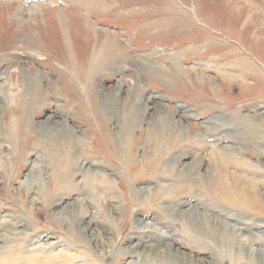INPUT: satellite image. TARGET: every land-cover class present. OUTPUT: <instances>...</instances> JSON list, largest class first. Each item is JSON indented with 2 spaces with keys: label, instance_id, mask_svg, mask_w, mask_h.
Masks as SVG:
<instances>
[{
  "label": "rangeland",
  "instance_id": "rangeland-1",
  "mask_svg": "<svg viewBox=\"0 0 264 264\" xmlns=\"http://www.w3.org/2000/svg\"><path fill=\"white\" fill-rule=\"evenodd\" d=\"M112 39L125 63H94L93 52ZM246 59L261 75L240 66ZM262 70L264 0H0V131H9L0 134V222L21 220L1 231L0 252L26 258L23 250L56 248L72 264H264V148L252 141L236 156L250 169L229 168L230 190L252 195L253 206L242 207L222 193L204 194L213 148L204 155L196 148L199 139L247 148L243 136L228 138L236 126L214 125L237 113L259 124L264 137ZM24 71L44 85V107L27 126L24 118L17 122ZM159 117L177 145L157 144L152 124ZM48 119L54 151L40 142ZM183 150L182 160L197 170L195 179L178 182L182 164L173 162ZM58 201L69 203L62 215ZM170 206L199 208L198 226L173 216ZM77 210L81 220L72 219ZM86 210L97 226L84 229ZM236 216L262 232H238Z\"/></svg>",
  "mask_w": 264,
  "mask_h": 264
},
{
  "label": "bare ground",
  "instance_id": "bare-ground-1",
  "mask_svg": "<svg viewBox=\"0 0 264 264\" xmlns=\"http://www.w3.org/2000/svg\"><path fill=\"white\" fill-rule=\"evenodd\" d=\"M115 42L113 41V39L110 40V41H107L106 43L103 44L104 46L103 45L101 46L99 53H98V51L97 52H93L94 53L93 62L94 63H97V62L100 63L101 60H103L104 63H107V61L108 62L110 61V62H112V64H116L117 66H119L121 64H124L125 63V57L120 55L119 49L117 48V44ZM35 46H37V44ZM163 62H165V61H163ZM245 62H246V65L243 64V65H240V66L245 68V69H247L248 71H250L252 73H258V74L261 75V71L252 63V61H250L249 59H246ZM222 64H220V65H222ZM222 73H224V72L222 71ZM243 73H245V72H243ZM223 76L225 78L228 77L226 74H224ZM22 77H23L22 82L24 83L23 84L24 88L21 91V95H20V99H18V103L20 104L19 107H23L24 111H23L22 115L20 114L19 120H17V122H18V125H21L20 122H22L23 121L22 119L24 118L26 120L25 124L27 126L28 122L30 121L31 116L32 115L34 116L37 113V112L35 113L36 108L42 109L44 107V105L41 103V101H43L42 100V95H41L42 94L41 88L44 85L41 82V77L39 75H37V73L36 74H31V73H28V72L24 71V74H23ZM233 77H234L233 75L229 76L230 79L233 78ZM3 93H4V95L3 94L2 95H3L4 99L9 100L10 102L13 101V94L11 92L6 91V92H3ZM109 100H110L109 97H106V98L103 99V109H105L107 111L110 110V108H113V106L109 103ZM21 102H25L24 105H21ZM57 108H58V112L61 113V114H64V113L67 114V112H68L67 111V107H64L63 105H57ZM54 113H57V112H54ZM111 115H115V114L111 113ZM166 118L169 119L168 121H170V120L174 121V118L169 113H167ZM229 118H231V117H229ZM245 118H247V120H245ZM155 119H156V117H155ZM211 119H212V117L210 118V120ZM224 119H226V118H224ZM162 121L163 120L159 117L152 124V126L155 128L154 130H156V137L159 138V143L157 141V144L159 146H161V145L165 146V145H167V143H169V144L172 143V144H176L177 145V143H179L178 135L174 136L175 141L173 142L172 141L173 139L170 138V133H172L171 130L168 127H163L164 125H161ZM251 121L252 120L248 119V117H245L242 113H237L236 116H234V118L232 120H230V121L229 120L228 121L224 120V121H220V122H217V123L214 122L215 123L214 125H216L217 127L221 128V129H223L224 127L231 126V125L236 126L238 131L232 132L231 130L230 131L227 130L228 132H226V133L228 134V136H229L228 138L229 139H235V140L237 139L238 140V138H237L238 135L243 136L242 138H243V141L246 142V146L245 147H247V148H244V149L242 148V150L234 149V145L231 144V143L230 144L228 143L226 145H221V143L219 141H217V140L213 141V143H209V141L207 142V140L205 141V140L199 139L196 142V144H197L196 148H197V151H198V155H204L203 153H201V152H203V148L207 149V150H209L210 148H213V151H211L209 153V156H211L212 160L214 161V169H213L214 170V174L212 175L213 180L209 184L203 185L204 190L206 191V193L204 192V194L210 193V191L222 193V194L226 195V197L228 198V200H229L228 203H230V204H232L234 206H237V207L253 206L251 204V202H253V199L251 197L252 195H249V196L247 195L246 196L244 194L245 190H243L242 188L239 189V190H237V189L230 190L231 189V187H230V182L231 181L227 177L229 175L233 174V173H231L229 168H230V166H233V168L238 169L240 167L247 166V167H244V168L245 169H250V166H251L250 161L245 160L244 162H241V161L236 159V156L237 155H241L245 150L250 149L251 148L250 145H251L252 141L255 142L254 144H258L259 145V150L264 148V137H263L262 131L260 130L261 128L259 129L260 125L259 124L255 125ZM241 122H246V123H244L246 125H243L245 127L244 130L238 128L240 126L239 124ZM250 122H251V124H249ZM51 123H52V121L49 120V119L47 121H44V123H41L40 127H39V133L41 134V138H40L41 144L43 142L45 143V144H42V146L43 147H47L48 146L52 151H54V147L52 145H50V143L48 141L50 139V134L53 131V127H54ZM255 123H257V122H255ZM262 130H263V128H262ZM168 131L170 132L169 134H168ZM0 134H2L3 137H9V131H8L7 127H4V128L2 127L1 131H0ZM240 136H239V138H240ZM181 137H182V134H180V138ZM183 137H184V134H183ZM239 142L240 141H238L236 143H239ZM216 150H219V152H216ZM204 151H206V150H204ZM215 152L218 154V156L216 155ZM185 154H186V152L183 150L181 152V156L178 157L173 162V164H178V163L182 164L181 170L179 171L177 177H175L176 181H178V182L190 181L192 179H195V176H196V170H197L196 169V165L190 166L189 164L185 163L182 160L183 157H184L183 155H185ZM59 156L61 158V160H60L61 164L64 165L66 160H67V158L69 157V153L68 152H64V153H61ZM1 162H3V161L0 160V163ZM63 170L64 171H62L61 173L65 174L66 170L65 169H63ZM29 177H30V175H28V178ZM32 177H33L34 182L36 181L37 184L40 183V178L38 176L34 175ZM31 182L32 181L30 179H28V184L29 185H31ZM232 182L236 183V181L234 179H232ZM163 185L164 184H162V186ZM246 192L249 193V194H252V192H254V190L246 191ZM228 193H231V195H227ZM65 203L67 205L62 204L61 201H58L57 204H56V206L58 207L57 208L58 209L57 212H59V214H61V215L68 208V204L69 203L68 202H65ZM177 203H178V206L182 205V203H180V202H177ZM204 206L209 211H211V207H210L209 203L204 204ZM169 211L171 212V214L173 216H178L179 218L187 215L188 218L191 221L190 222L191 225H193L195 227L198 226V225H195L193 223L195 221H197V217L198 218L200 217L201 212L199 211V208L194 206L193 211L191 210V211H188V212L187 211H182L181 208H180L179 212H177L176 207L170 206L169 207ZM83 212H84V217L85 218H82V219L86 220L85 222H83V223L86 224V227L84 229L90 228V224L94 225V226H97L93 221H89L90 219L87 220L88 218L86 216L88 215L87 214L88 211L86 210V211H83ZM185 212H187V213L185 214ZM74 214L77 215V216H75ZM74 214H72V219H75V218L78 217L81 220V211L77 210V211L74 212ZM236 217L239 219V222H238L239 226H236V229H237L238 232L239 231L245 232V233L250 232L253 236H256V234H258L259 232H262V231L257 230V229H259V225H257V224L255 225V224L250 223L249 221H247V218L241 217V216H236ZM9 221L10 220H7V221H5L3 223L0 222V223H2L1 224L2 228L0 229V233H1L2 230L3 231L7 230V228L8 229L10 228L8 231H11V229L14 230L18 226L19 222L21 223V220L15 219V218L13 220L15 222H9ZM11 221H12V219H11ZM235 223H236V221H235ZM16 224H17V226H16ZM261 225L263 226L264 224H261ZM227 226H229V222L227 223ZM95 231H98V228H95V229L93 228L92 232H93L94 236L96 234ZM16 238L13 237V239H16ZM6 239L7 240H5V241H8V239H10V238H6ZM249 240L251 241V239H249ZM13 241L15 242V240H13ZM259 241H262V243L264 244V240L261 237H259ZM3 243H4V241H3ZM9 246L10 245H8V247ZM7 250L8 249H4V251L0 252V259H3V260H0V262H2L0 264H49V263H52V264H68V263H70V264H72L73 263L72 259H70L68 261V263H67V259H68V257L70 255L66 256V258H65V254L64 255H60V253H61V252H59L60 250L56 251L57 250L56 248L53 249V250L48 251L49 254L46 253L47 251H41V250L35 249V248L34 249L32 248V250L31 249L30 250H23L22 254H24V256H26V258H24V257H20L19 258L20 255L19 256H12V255L9 254V252H7ZM9 250H11V249H9ZM61 251H63V250L61 249ZM67 251H68V249H67ZM43 253H46L48 255H45ZM54 254H56V255H54ZM5 258H7V260H4Z\"/></svg>",
  "mask_w": 264,
  "mask_h": 264
},
{
  "label": "crops",
  "instance_id": "crops-1",
  "mask_svg": "<svg viewBox=\"0 0 264 264\" xmlns=\"http://www.w3.org/2000/svg\"><path fill=\"white\" fill-rule=\"evenodd\" d=\"M247 57H248V56H247ZM247 57H246V58H247ZM250 59H252V58L250 57ZM250 61H251V60H250ZM242 62H243V64H244V65H246V62H245V60H244V61H242ZM252 63L254 64V62H252ZM254 65L256 66V64H254ZM260 67H261V66H260ZM262 69H263V68H262ZM262 71H264V70H262Z\"/></svg>",
  "mask_w": 264,
  "mask_h": 264
}]
</instances>
